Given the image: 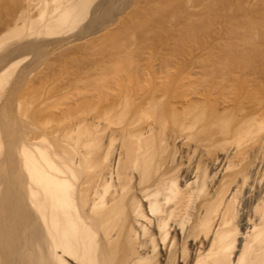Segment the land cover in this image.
<instances>
[{"label":"bare ground","instance_id":"bare-ground-1","mask_svg":"<svg viewBox=\"0 0 264 264\" xmlns=\"http://www.w3.org/2000/svg\"><path fill=\"white\" fill-rule=\"evenodd\" d=\"M94 1L0 0V87L54 55L0 123V264H264V0H136L66 36ZM58 76L81 87L51 110Z\"/></svg>","mask_w":264,"mask_h":264},{"label":"rangeland","instance_id":"rangeland-1","mask_svg":"<svg viewBox=\"0 0 264 264\" xmlns=\"http://www.w3.org/2000/svg\"><path fill=\"white\" fill-rule=\"evenodd\" d=\"M135 1L136 0H95L92 3V5L90 6V13L87 14V16H86L87 18L85 17L81 23L79 22L80 24L77 23L78 25H75V26H72L71 28H69V30H67L64 34L66 36H73V35H76L79 33V34H82L85 36L87 35V37H89V38L97 36L99 34H102L106 30H109V29L115 27L117 22L119 21V19L122 17V15L127 10L130 9V7L133 5V3ZM98 4H99V6H98ZM93 8H95V9L93 10ZM65 35L64 36L62 35V37H65ZM57 38H61V36L57 37ZM8 40L9 39H7L6 41H8ZM38 41H39V45L36 48H34V50L32 49L30 51H26V52L20 54L21 56L18 59H20V58H22V59L18 63L17 67L15 66L16 68H14L13 73H11L9 75L11 77L10 78L7 77L8 81L6 82V79H5L1 84L2 87H0L1 88V91H0V123H3L7 119L13 120L16 111L11 110V109H13L12 105H13V102L15 100V97L18 96L17 93L20 91L22 86H26L29 82L34 80V78H33V77H35L34 73L33 74H31V73L34 72L33 70L35 69V67L40 68V67L46 65V61L48 62L54 56V55H52L53 54L52 53L53 47L45 44V42L40 41L39 39H38ZM3 43H5V44H3ZM3 43L1 41V44H3V45H0V58L5 56L8 52V49H9L8 42H3ZM4 45H5V47H4ZM1 46H3V47H1ZM22 68H25V73L23 76L19 77L18 73H19V70ZM12 74H13V76H12ZM60 79H61V77L59 78V76H58L57 78L53 79V81H51L52 80V78H51V79L47 80V83H44V82H46V81H44L41 84L42 89L45 86L44 87L45 89L43 90L44 93L42 92L44 97L42 96V94H40L41 102L45 103L48 106H51V110H52L53 106H55V108H56V106H58L60 103H63V101L66 100V97L69 98L71 96H75L81 87V85L66 82L64 80L62 82H60ZM54 80H57V82H54ZM53 84H54V86L61 88L59 90L60 92L59 91L54 92V91L49 90V87L51 89ZM49 91H51V92H49ZM55 108L53 107V109H55ZM12 115H14V116H12ZM0 126H1V124H0ZM0 131H1L0 132V135H1L0 138L3 140L5 135H3L4 131L2 130L1 127H0ZM2 131H3V133H2ZM5 143H6V140H3V145L1 147V150H2L1 153L2 152L3 153L1 154V157H3L2 155H4L6 148H7L5 146L6 145Z\"/></svg>","mask_w":264,"mask_h":264}]
</instances>
